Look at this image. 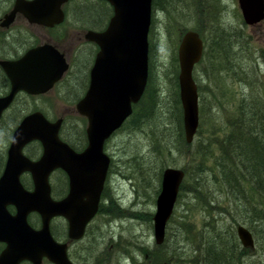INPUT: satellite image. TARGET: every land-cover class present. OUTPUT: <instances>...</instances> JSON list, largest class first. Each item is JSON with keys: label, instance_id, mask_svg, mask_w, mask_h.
<instances>
[{"label": "water", "instance_id": "water-1", "mask_svg": "<svg viewBox=\"0 0 264 264\" xmlns=\"http://www.w3.org/2000/svg\"><path fill=\"white\" fill-rule=\"evenodd\" d=\"M69 1L17 0L10 19L20 13L31 23L53 27L64 21L63 6ZM107 1L113 5L115 15L105 32H87V39L98 43L100 52L91 71L89 89L76 105L79 115L88 120V146L83 152H76L60 138L63 120L50 122L42 112L26 116L19 124L0 181V222L7 221L5 225L0 223V240L9 244L0 257V264H19L22 260L42 264L44 258L54 264H75L68 256V244L53 239L50 222L55 217H64L69 223V238L80 240L98 213L111 163L104 152V143L132 115L133 105L140 102L146 91L152 22V0ZM239 5L246 24L252 26L264 20V0H239ZM203 52L199 33L187 31L178 50V79L188 144L194 142L200 125L199 93L193 73ZM2 65L12 81V90L7 97L0 98V118L19 91L33 95L46 93L69 68L64 55L50 46L32 49L21 60ZM33 141H40L43 146V155L38 161L23 155L24 147ZM59 168L70 177V192L62 201H54L48 176ZM26 171L35 181L32 193L25 192L19 181V175ZM184 179L185 171L180 168L168 167L163 172L153 217L157 245L165 242L166 228ZM6 202L17 206L16 216L6 212ZM34 211L42 218L40 230H34L27 223L28 213ZM236 229L242 246L254 249L255 239L250 230L243 225Z\"/></svg>", "mask_w": 264, "mask_h": 264}, {"label": "rangeland", "instance_id": "rangeland-1", "mask_svg": "<svg viewBox=\"0 0 264 264\" xmlns=\"http://www.w3.org/2000/svg\"><path fill=\"white\" fill-rule=\"evenodd\" d=\"M169 3L163 1V4L167 5L163 8L160 7L159 0V7L155 9L153 7L148 38L149 78L151 77L149 92L156 91L157 94V104L154 108L156 117L151 119L152 122L148 126L142 124L140 128L133 126V120L128 119L108 141L105 148V152L111 158L107 178L108 188L104 191L100 211L89 222L88 230H91V234L87 233L81 242L72 247L70 256L72 260L86 258V264H148L144 255L156 246L153 217L157 210V198L161 192L162 173L168 167L184 169L190 161L189 156L177 151L173 155L164 154L161 163L159 155L153 150V137L148 134L154 127L170 123L168 127L170 142L176 144L174 114L179 87L176 88L174 78L178 77L180 72L178 48L184 33L192 30L205 37L208 33L210 35L211 26L225 29L228 35L234 36L233 40L240 35L242 47L235 44L238 57L237 71L240 72L239 77H245L241 73L242 69H246L247 81L249 79L252 81L251 87L240 81V78H235L226 72L209 77L212 68L208 57L203 58V63L195 68L194 79L197 86L201 81L203 95L212 102L209 104V109L206 107L203 115L200 113V126L194 139L195 145L200 146L203 140L215 143L217 139H222L225 135V123L233 116L241 98L264 99V21L255 26L247 25L238 0H174L170 3L174 6H170ZM82 4L86 5L85 8L88 6L85 2H72L67 6L66 25L72 24L75 5ZM168 8L172 11H168ZM36 34L39 35L38 32ZM85 48L91 47H83L77 55L75 51L65 50L67 56L76 59L73 74L75 76L77 73L78 79L74 77L73 91L71 90L74 86L68 90L65 82L59 91H51L33 98H26L24 95L17 98L0 126L1 158L7 155L10 138L18 122L37 110L43 112L51 121H56L60 117L65 118L67 123L65 134L70 136L71 131L75 134L78 132L77 140L81 144L78 146H82L79 150L85 148L88 120L80 116L76 109V105L83 99L81 97L86 91L85 75L92 63L89 54L91 51ZM212 150L216 152V147H212ZM41 152V145L37 142L26 148V154L31 155V158L35 156L34 159H37ZM187 202L186 195L178 198L173 213L177 216L171 223L170 229L177 230V219L184 214ZM119 215L121 217H117ZM199 218V215L194 214L191 215L190 220L198 222ZM64 224L66 226L67 222L65 221ZM245 226L253 233L256 240V249L252 252L250 263L264 264L262 234L264 225ZM62 240L65 242L67 237L63 236Z\"/></svg>", "mask_w": 264, "mask_h": 264}, {"label": "trees", "instance_id": "trees-1", "mask_svg": "<svg viewBox=\"0 0 264 264\" xmlns=\"http://www.w3.org/2000/svg\"><path fill=\"white\" fill-rule=\"evenodd\" d=\"M163 1L174 2L160 0V7L163 8L167 6ZM153 7H159V0H153ZM168 11L172 9L168 8ZM209 31L210 35L208 33L205 37L198 32L205 39L203 58L208 57L212 68L209 77L226 72L252 87V81H247L246 69H242L241 73L245 77H239L235 52L237 40H233L234 36L231 37L222 28L210 26ZM202 63L203 59L197 67ZM150 79L143 98L134 105V112L129 118L137 128L142 124L148 126L156 117L157 94L156 91L149 92ZM174 84L179 87L178 77L174 78ZM198 91L200 113L203 115L212 101L203 95L201 81L198 82ZM179 96L180 88L175 98L176 144L170 142V123L156 126L148 134L153 137V150L159 155L161 163L166 153L173 155L178 151L189 156L190 161L183 169L186 178L178 195V198L188 196V202L184 214L177 219V230L170 229L177 216L172 214L167 225L166 241L162 245L156 244L144 257L148 264H252L250 257L256 249V240L254 249L244 248L236 227L240 224L264 225V99L241 98L233 116L225 123L222 139H217L215 143L203 140L199 146L186 142ZM66 126L65 121L62 137L72 148L79 150L82 147L78 146L81 145L77 140L79 133L71 131L70 136L66 135ZM212 147H216V152ZM194 214L200 216L198 222L190 220Z\"/></svg>", "mask_w": 264, "mask_h": 264}, {"label": "flooded vegetation", "instance_id": "flooded-vegetation-1", "mask_svg": "<svg viewBox=\"0 0 264 264\" xmlns=\"http://www.w3.org/2000/svg\"><path fill=\"white\" fill-rule=\"evenodd\" d=\"M16 2H17V0H0V98L7 97L12 90V81H11L9 75L6 73V70L4 69V66L2 65V63L19 61L25 56V54L28 51H30L32 49H35L38 47H44V46H50V47L55 48L60 54L64 55L68 65H69V68L63 74L62 79L60 81H58L54 85V87L46 93L33 95V94L28 93L25 90L19 91L16 94L15 99L12 102V104L3 112V114L0 118V126H1L4 118L6 117L7 112L9 110H11V108L15 104L17 98H20V96H22V95H24L26 98L43 96L45 94L50 93L51 91H55V92H56V90L59 91V89L62 88V85L65 82L67 83V89L68 90L71 86H74L71 90V91H73V89L75 88V84H73L75 81L74 77L76 76L78 79V74L76 73L75 76L73 74V69H74L73 67H75V64H76L75 60L76 59L67 56L65 53V50L66 49L68 51L71 50V52L75 51V54L77 55V53L81 49H83V47L90 46L91 48H85V49H90V51H91L89 54H90V61L92 60V63H91V66H90L87 74L85 75L86 91H85L84 95L81 97V98H83L89 89V86L91 83V71H92V68L95 64L97 54L100 52V47H99L98 43H96L94 41H89L87 39V37H86L87 32H89V31H93L95 33L105 32L108 29L109 24L111 23V20L115 15L113 5L107 0H70L68 3H66L63 6V11L65 13L64 21L60 24H56L53 27H48V26L41 25V24L31 23L24 15H22L20 13L16 14L14 19H10V15H11V13H12L15 5H16ZM72 2H77V3H84L85 2V3H88V6L85 8L86 5H83V4L78 5V6L75 5V8H73L75 10L73 15H75V16H73L74 19H72L73 20L72 24L66 25V23H67L66 19L68 18L66 9H67V6H69V4ZM154 9H153V12H154ZM152 16H153V13H152ZM253 26H255V25H253ZM67 27L69 28L68 31H67ZM36 32H38L39 35H37ZM235 39L237 40V41H235L236 44L239 47H242V41H241L242 37L240 35H238ZM203 41H204V49H205L206 48L205 39ZM68 43H69V45H68ZM62 93H64L63 90H62ZM35 112H41V111L37 110V111H34L32 113H35ZM26 116H28V115H26ZM26 116H24L21 119V121L18 122L16 128L14 129V131L11 135L10 143H9L8 148H7L6 157H4V156H3V158L0 157V181L3 177L5 169H6V164H7V160H8V150H9L11 143H12L13 134L16 131L19 124L22 122V120ZM46 118L48 119L47 116H46ZM14 119H15V117L12 118V120H14ZM59 119L63 120V122H62V126H63V124L65 122V118L60 117L56 121H58ZM49 121L53 122V123L56 122V121H51V120H49ZM118 131H116V132H118ZM60 137L63 141H65L61 135V131H60ZM111 137L108 138L104 143V152L106 150L105 148L107 147V143L111 139ZM86 140H87V144H86V146H84L85 148L83 150H76L74 148L73 149L79 153L83 152L88 146L87 133H86ZM36 142L41 145L42 152L40 153V156L37 159H34L35 156L33 158H31L32 157L31 155L29 156L28 154H26V148L29 147L31 144L36 143ZM23 155L32 161H38L41 158V156L43 155V146H42L41 142L40 141H33V142L27 144L23 149ZM110 166H111V163H110ZM109 169H110V167H109ZM108 174H109V170H108ZM107 178H108V175L106 177V180L104 183V188H103V191L101 193L98 211H100V209H101V203H102V199L104 197V191L106 188H108ZM19 181H20V184H21V186L25 192H27V193L34 192L36 185H35L34 178L30 172L26 171V172H23L21 175H19ZM48 182L50 185L51 198L54 201H62L64 198L67 197V195L70 192V177L62 168H59V169L52 171L48 176ZM6 204H7L5 206L6 212L12 217L16 216L18 213L17 206L15 204L7 203V202H6ZM2 218L6 219L7 217H2ZM65 221L67 222L66 226L64 224ZM2 222H0L1 225H5L7 223V221H2ZM27 223L34 230H40L43 226L42 218H41L40 214L36 211L28 213ZM89 225H90V223L87 225V227L85 229L84 237L82 239H84L86 237L87 233L91 234V230L90 229L88 230ZM50 232H51L53 239L56 242H58L60 244L61 243H68L70 256H71L72 247H74V244L82 241V239L77 240V241L70 240V238H69V223L62 216L55 217L51 220ZM65 234H66V236H65ZM63 236H64V238L67 237V240L65 242L62 240ZM8 247H9V244L6 241L0 240V257L4 254V252L8 249ZM80 259H86V258H80ZM9 260L11 261L12 259L9 258ZM72 261L75 264H85L86 263V261H81L79 259H78V261L77 260H72ZM19 264H33V263L30 262L29 260H22ZM42 264H53V263L50 262L48 259L44 258L42 261Z\"/></svg>", "mask_w": 264, "mask_h": 264}, {"label": "bare ground", "instance_id": "bare-ground-1", "mask_svg": "<svg viewBox=\"0 0 264 264\" xmlns=\"http://www.w3.org/2000/svg\"><path fill=\"white\" fill-rule=\"evenodd\" d=\"M164 172V171H163ZM162 178H163V175H162ZM185 178H186V174H185ZM184 181H185V179H184ZM183 181V182H184ZM183 184V183H182ZM182 186V185H181ZM161 188H162V182H161ZM181 189V188H180ZM180 192V191H179ZM178 200V199H177ZM176 203H177V201H176ZM176 205V204H175ZM156 206H157V202H156ZM174 209H175V206H174ZM157 211V210H156ZM173 213H174V211H173ZM241 225V224H240ZM239 226V225H238ZM243 226H245V225H243ZM246 227V226H245ZM237 228V227H236ZM247 228V227H246ZM166 232H167V228H166ZM251 232V231H250ZM252 233V232H251ZM253 234V233H252ZM238 236V235H237ZM254 236V235H253ZM155 238V237H154ZM165 241H166V238H165ZM155 243H156V241H155ZM157 244V243H156Z\"/></svg>", "mask_w": 264, "mask_h": 264}]
</instances>
